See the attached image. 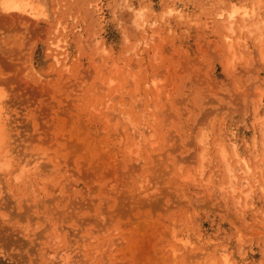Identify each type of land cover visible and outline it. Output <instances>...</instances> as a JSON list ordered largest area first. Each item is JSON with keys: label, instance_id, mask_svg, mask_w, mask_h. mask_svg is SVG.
I'll return each mask as SVG.
<instances>
[{"label": "rangeland", "instance_id": "obj_1", "mask_svg": "<svg viewBox=\"0 0 264 264\" xmlns=\"http://www.w3.org/2000/svg\"><path fill=\"white\" fill-rule=\"evenodd\" d=\"M121 1L38 0L40 18L0 9L3 163L23 171H0V264H52L63 245L79 264H223V247L229 264H264V62L240 21L234 52L221 43L229 6L254 3L264 23V0ZM117 113L151 127L149 144L128 145ZM220 133L259 165L238 209L218 194Z\"/></svg>", "mask_w": 264, "mask_h": 264}, {"label": "bare ground", "instance_id": "obj_2", "mask_svg": "<svg viewBox=\"0 0 264 264\" xmlns=\"http://www.w3.org/2000/svg\"><path fill=\"white\" fill-rule=\"evenodd\" d=\"M125 1L126 0H123V2H125ZM42 5H40L38 0H2L0 2V9L3 12H9V14L5 13L7 15H10V12H14V13H17L18 15L20 14V16H21V14H23V15H26V17L30 16L32 18L33 17L34 18H38V17L40 18V17L44 16V8ZM254 7H255L254 3L248 4V5H238L235 3V4H232L229 6L230 10L228 9V12L226 11L225 17H224L225 18V20H224V23H225L224 29L225 30L221 34V40H222L221 43L224 44L223 46L226 48L228 55H231V53L234 52V48L236 45L239 44V40L241 37L238 36L235 39V41H233V40H231V35L235 33L233 30V26L235 25L236 22L240 21L241 25L239 26V32L247 31L249 33V35L252 36V38H253L252 42H255L256 48H257L258 52H260L262 54V59L264 62V31L263 32L260 31L261 29L264 30V23L261 20L254 22L255 21V19H254L255 8ZM223 10L225 11L224 7H223ZM13 14H12V16L15 15V14L14 15ZM17 14H16V16H18ZM143 15L144 14H143L142 8H139L133 12L135 25L138 26V22L143 20ZM218 15H219L218 17L221 16V14H219V13H218ZM143 23H144V21H143ZM140 26L141 25H139V27ZM147 40H149V39H147ZM53 46L60 50V52H58L57 54L54 55L55 63L59 64L60 62H62L60 57H63L65 55V52L63 50L64 47L58 45V42L53 44ZM126 52H129V51H126ZM130 52H132V51L130 50ZM126 54H129V53H126ZM127 65L129 67L128 63H127ZM111 67H112V65H111ZM126 71H127V69H126ZM123 72L125 73V71H123ZM105 74H107V73H105ZM110 75H107L106 77L108 78V76H110ZM107 78L106 79L104 78L105 80H103V79L101 80V83L103 86L101 85L102 88L100 91H101V93L104 94V96L100 100L106 99V97L109 95V94H107V90H108L107 86L110 84V82ZM114 81H111V82H114ZM119 84H117V85H119ZM104 85H105V87H107V89L104 87ZM95 86L97 87V85H94V87ZM129 86H131V85H129ZM113 90H114V87H113ZM121 92H122V89H121ZM154 97H152V98H154ZM2 98H3V96L0 94V171L4 172L6 174V176L10 179V181L22 182L23 171L18 172V173L7 171L10 167L7 166L6 163L5 164L3 163V159L6 160V158L7 159L9 158L8 154H10V151H8L6 149L9 143L4 141V139H5V137H4L5 127H7V126H5L7 124V123H5V116L7 115V113L5 114V112H4L3 107L5 106V101L3 103ZM114 98H115V96H114ZM109 99L111 100V99H113V97L112 98L110 97ZM155 99H157V98H155ZM100 100H98V101H100ZM105 102H106V100H105ZM98 104H99V102L97 103V106H98ZM124 106H127V105L125 104ZM102 107H103V105H102ZM110 107H108V109H110ZM134 107L136 108L137 106H134ZM150 109H151V107H150ZM98 110H100V109L98 108ZM151 110H148L146 113L150 112ZM115 111H116V109H115ZM105 112H106V116H104L105 115L104 114L103 118L107 119V116H109V115H107V111H105ZM109 112H112V110H110ZM113 113H111V115ZM118 114L119 113H117V115ZM143 114H145V113L143 112ZM119 115H121V116H119ZM119 115H118L119 118L122 117L127 122V124L131 125L130 129H129V125L126 126V128L128 131L130 130L133 138L135 139V141H128L127 144L131 145V146L133 145L135 147H139L141 142H146V144H147L148 137H151V127L145 126V124H142V122H140L141 124H139V123L133 124V122H131V120H130L131 118L129 116L125 115V113H120ZM256 123H259L260 128L262 127L261 134L264 136V117L262 119H261V117H260V119H258L256 117L254 119V124H256ZM218 137H220L221 139L219 138L215 141H212V143H211V148H212V153H213L215 164H216V169H218V171L220 173V178H221V181H220L221 184L218 185V187L217 186L216 187L218 188V192H219L218 194H220L222 197L223 196L227 197L228 203L229 204H235L234 205L235 209H238L241 196H243V199H247V197L249 196V193L251 192V187L256 185L254 172H256L259 169V165L257 164L258 167L256 165L254 168H252V167L250 168L249 164L246 162V160L239 155L237 148L233 144H231V140H229L223 134L218 135ZM149 142H148V144H149ZM199 142L202 144V143H204V140L202 139ZM150 144L152 145V142ZM125 150H127V149H125ZM134 151H135V149L133 150V152ZM136 153H137V151H135V154ZM128 155L130 156V154H128ZM132 155H134V154H132ZM205 159H206L205 155L203 153H201L200 164H199V166H200L199 176L201 177V180L198 182L199 186H202L204 183V179H202V177L204 174V160ZM40 161H41V159L36 160V162H34V165L31 166V168H29L27 170L25 169V173L28 172V176H25L26 182L27 181L30 182V181L35 180L37 178L40 179V177L42 176L41 173L39 174V171H38L39 167H40ZM4 162H6V161H4ZM7 172H10V173H7ZM13 175H14V177H13ZM205 181H206V179H205ZM246 189H248V190H246ZM243 190H246V191H243ZM244 202H245V200H244ZM57 239H58V236L55 237L56 241H57ZM57 245H59V244H57ZM181 247L182 246H180V245H176L175 247H172L171 248L172 253L175 254V253L179 252L182 249ZM223 248H220L216 252V254L218 255L219 259L222 260L223 264H229L228 257L226 256V253L223 250ZM68 250H69V246L63 245V247H61L59 250H57V252H55L56 254H53L52 260H50L51 263L52 264H79L78 263L79 260L73 258V257H77V256H73V257L70 256V253H68ZM210 264H211V261H210Z\"/></svg>", "mask_w": 264, "mask_h": 264}]
</instances>
